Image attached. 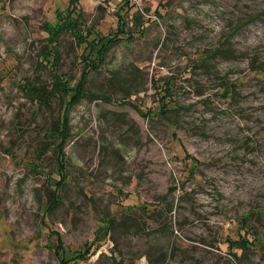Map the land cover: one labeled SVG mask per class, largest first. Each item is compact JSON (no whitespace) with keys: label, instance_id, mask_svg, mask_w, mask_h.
<instances>
[{"label":"rangeland","instance_id":"374dc122","mask_svg":"<svg viewBox=\"0 0 264 264\" xmlns=\"http://www.w3.org/2000/svg\"><path fill=\"white\" fill-rule=\"evenodd\" d=\"M227 35L236 56L202 62ZM253 56L264 59V0H79L75 11L71 0H0V264H59L58 240L67 256L89 250L69 264H147L148 248L168 241L165 264H264ZM84 76L61 164L65 92ZM127 98L176 107L149 116ZM185 152L203 162L190 179Z\"/></svg>","mask_w":264,"mask_h":264},{"label":"trees","instance_id":"16d2710c","mask_svg":"<svg viewBox=\"0 0 264 264\" xmlns=\"http://www.w3.org/2000/svg\"><path fill=\"white\" fill-rule=\"evenodd\" d=\"M78 1L79 0H71L72 9L74 11L77 10V2ZM120 14H123L121 10L119 12V24H120L119 27H121V23H122V17H121ZM118 37H120V36H116L112 40H111V38L110 39L108 38V40H106L105 42H103L104 40H101L102 42L100 43V46L98 47V50L99 51H103L104 49L105 50H108L107 48H109L108 47L109 46V43L113 44V43L117 42L118 41ZM229 37L230 36L227 35L222 40L221 44H219L218 47H216L212 51L202 50V52H201V54H202V56H201L202 62H204L208 56H211V55H214V54H217V53H224L226 55H229L230 57H232L231 55L236 56V54L238 53L237 52V49L234 46H232V44L229 45V41H230V38ZM49 40H51V36H49ZM110 41H113V42H110ZM95 45H97V44H95ZM56 53H57V55L55 56L54 62L55 63H58L60 56H59L58 52H56ZM250 66H251V69L253 71L262 74V77H264V59L261 60L258 56L251 57ZM85 79H86L85 76L82 77L81 80L79 81L78 85L75 88H69V90H67L65 92L66 97L68 95H70V97H69V100L67 101L68 103H67L66 111L64 112V117L62 118V119H64L63 120V124H62L63 127L62 128L56 127V130H58V132H61L62 133V140L59 141V143H58L59 151L57 153L58 159L60 160V163L61 164L64 162V152L62 151L63 150L62 147L64 146V142H65V139H66L65 132H66V128H67L66 127V122H67V117L66 116H67V112H68V109L70 108V106H72L73 101L75 100V97L78 96V95H80V92L81 91L87 90L88 92H90L84 86L85 85L84 84ZM66 89H68V88H66ZM225 89L228 90V93H230V95L232 97L234 96L233 95L234 91H233L232 88H229V86L226 85L225 86ZM102 95H104V97H107L108 98L107 95H105V94H102ZM124 101H128L130 103H133L139 110L143 111L144 113H149L148 114L149 116H152L155 113H159L160 111L161 112H164L166 110L168 112L169 111L168 109L175 108L176 107L175 104H173L171 106H167V107H161L160 106L158 108V110H153V112H151V111L149 112L148 110L146 111L143 108H141L138 104L130 101V99H128V98L126 100H124ZM182 159H183V161L185 163V168L187 169L186 179H190V178L195 177V174L199 171V168H200L201 164H203V162L199 158H197L196 156H194L193 154L187 153V152L184 153V155L182 156ZM63 179H64V176H62L61 173H60V176L57 179H55V185H56L55 191L58 190V187H61V183L64 181ZM182 183L184 185V181ZM176 189H177V186H171L170 187V190H173V192H176ZM55 191L53 193L54 196H55ZM57 195H59V194H57ZM144 207H146L145 204H139V208L140 209L146 210V212H147V210L151 211L150 208H147L146 207L144 209ZM132 213L133 212H131V213L130 212L129 213H123L120 216L119 220H117L116 223H118L119 226L128 225V223L132 219ZM147 215L149 217V223H151V222H154V220L156 219V215L157 214H153L151 212H148ZM114 219H115V217L109 219V221H108L109 224L106 225V227L105 226H102V228L105 227V228L109 229V231H110V229L115 228L116 223L114 224V222H115ZM250 219H251V215L250 214L243 215L242 216V222H244V224L242 226L244 228H247V227L248 228H251L252 233H254V225L252 224V222H251ZM254 237L255 236H253V238ZM250 241L253 243V240L250 239ZM61 244H62L61 243V240H58V245L55 246V252H56V255H57L58 259H59V264H69L72 259H85V258H87V255L89 253V250H87V249H85V250L79 249V250H77L75 252V254L73 256H67L65 250L60 249V245ZM154 244H156V245H153L152 244L148 248V250L146 252V256L148 258V263L147 264H165V262H166V260H167V258L169 256L170 242L168 241L167 244H158V243H154ZM249 247H252V246H249ZM116 248L121 253L123 252V250L121 248H119L118 246H116ZM245 251H247L246 248L245 247H242V250H241V254L240 255H245V253H246ZM124 258H125V256L123 258H121L120 260H118L117 262L119 264H123V263L125 264V262L123 261ZM231 262L234 263L233 259L231 260Z\"/></svg>","mask_w":264,"mask_h":264}]
</instances>
